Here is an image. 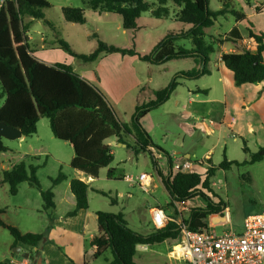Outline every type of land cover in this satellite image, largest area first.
Wrapping results in <instances>:
<instances>
[{"label": "trees", "instance_id": "trees-1", "mask_svg": "<svg viewBox=\"0 0 264 264\" xmlns=\"http://www.w3.org/2000/svg\"><path fill=\"white\" fill-rule=\"evenodd\" d=\"M84 7L98 13L115 14L121 17L124 30H136L137 20L142 13L151 11L156 19L168 15L166 7L168 0H158L157 7L147 0H81ZM179 10L175 14L178 22L187 24L190 28L179 33H170L164 37L148 54L140 55L133 50L120 49L99 42L97 49L89 55H78L62 40L59 47L68 55L85 62H94L102 55L121 54L137 56L139 60L152 65H160L171 60L193 59L196 68L180 72L173 76L163 89L155 92V99L136 107L130 124L121 122L103 94L88 84L66 64L46 65L36 59L29 48L26 32L27 25L23 24L24 17L44 20L41 10L49 8L47 0H4L0 5V98L4 99L0 106V123L20 130L23 137H29L37 132L38 122L46 118L53 136L68 143L74 152L70 167L83 172L87 176L97 178L101 169L107 168V179H121L115 168L112 150L107 141L116 138L123 143V137L134 139L133 151L147 154L151 160V149L158 148L150 135L142 127L140 120L149 112L155 110L168 100L176 89L179 79L196 80L208 75V63L215 53L217 43L240 39L236 28H233L223 40H210L208 31L214 21L226 14H231L237 21L244 15L234 10L222 8L217 11L209 9V0H170ZM63 19L67 23L83 25L86 23L84 8L63 7ZM44 22L47 23L46 20ZM249 37L257 43L255 53L238 48L235 52L223 53L221 61L233 73L236 86L264 82V35H256L249 31ZM189 40L192 47L186 49L176 43ZM243 142V151L249 153ZM8 149L0 137V153ZM167 155V153H165ZM169 158V157H168ZM264 158V147L251 154L246 164H254ZM210 162V161H209ZM236 161L224 159L216 166L205 168L203 174L192 170L188 173L176 171L168 161V171L162 177V183L171 197V202L185 203L195 199L203 202V207L192 208L186 221L188 228L198 231L207 227V219L218 215L225 206L222 200H216L211 188V179L217 170L228 169ZM37 167L26 166L24 162L15 164L2 174L3 183L8 185V192L15 196L21 183H28L41 191L43 209H54L53 193L51 190L42 191L36 176ZM123 178V177H122ZM66 180L59 173L51 180L58 185ZM70 189L75 197V209L67 216H74L79 210L88 207V185L80 180H71ZM107 196L105 192H99ZM114 201H112L113 203ZM170 204V203H169ZM2 210L0 211V215ZM98 234L91 244L96 248L94 257L98 258L108 249L112 260L106 264H139L134 261L138 246L160 244L166 240L177 241L180 235L179 225L175 217L164 228L155 229L149 234H140L131 230L121 213L114 214L98 211L96 213ZM0 227L7 230L13 239V246L24 244L36 247L41 243L43 234L23 232L16 224L3 222ZM172 247V246H171Z\"/></svg>", "mask_w": 264, "mask_h": 264}, {"label": "rangeland", "instance_id": "rangeland-1", "mask_svg": "<svg viewBox=\"0 0 264 264\" xmlns=\"http://www.w3.org/2000/svg\"><path fill=\"white\" fill-rule=\"evenodd\" d=\"M47 1L50 4L49 8L41 10L44 19L47 21L46 24L41 19H32V22H30L29 17L23 18V24L28 26L26 36L29 38L32 37V41H28L30 48H32L36 40L43 34L46 36L48 43L53 42L57 38L58 41L62 40L67 43L72 51H75L74 53L78 55L91 54L97 49L99 42L120 49L133 50L145 55L153 50L164 37L170 34V30L178 29L181 26L177 24L172 27L169 24L170 19H172V14L177 10V7L170 0H168L166 5L169 12L167 16L162 19H156L151 16L150 12L142 13L141 19L138 21L140 29L126 31L125 34L123 33V29L121 27L119 28L121 17L118 15L107 14L106 17L102 16L101 19H95L93 12L85 8L81 0ZM147 1L152 5V8L157 7L158 0ZM253 3L261 4L264 3V0H209V9L211 11H217L226 8L240 12L242 4ZM63 7L84 8L86 23L83 25L75 24L73 26L64 22L65 20L63 19L61 11ZM234 18L230 14H228L227 18L226 16L217 18L222 23V33L227 32L228 28L234 22ZM181 45L186 49L192 47L188 40L181 41ZM120 56L122 55L120 54ZM73 58L72 64L78 73H81V70H89V72L95 74L99 70V59L101 57L94 62H85L76 57ZM190 62L191 60H175L169 62L167 66H150L140 61L134 62L132 65L139 64L144 67L148 66L151 69V75L154 80L157 76L153 84L144 86L146 87V95L152 98V92L159 88L162 89L168 82V77L170 76L168 73L176 69L186 70L191 67ZM148 73L140 71L139 76L145 78ZM203 79L204 81H212L216 79V76L207 75ZM211 86L212 93L217 91L220 95V84L215 82V85ZM232 87L236 89L239 86L232 83ZM230 94L231 91L228 89V96ZM3 102L4 99L0 98V106ZM262 105L264 106V102ZM112 106L116 110L117 116L123 122L127 124L131 123L132 118L130 120L129 114L132 112V108L130 109L131 104L128 98L118 103L116 107L114 105ZM254 109L252 108L251 111L254 112ZM163 111L164 108L151 111L152 121L156 124L153 140L170 153L172 145L170 147L169 143L168 146H165L162 142L163 136L165 135V128L172 129L173 132H177V128L174 126L173 119ZM263 133L261 130L255 131L254 135H250L249 139L239 137L236 141H233L230 137H227V134H224V138L220 139V146L216 147L211 158L202 161V165L204 166L199 162L201 161L199 157L198 162L195 163L194 172L203 174L205 168L216 166L224 159L238 162V164H233L228 169L217 170L211 179V188L216 195V200H222L225 204L218 215H211L209 217L215 218L214 222L212 221V225H216L218 222L224 223L228 215L230 217V222L223 226L215 227L217 234L229 231L230 229L236 233H240L242 231L244 217L258 213L264 207V158L262 161L254 164L245 163V161H249L251 154H255L260 147H263L261 146L264 144ZM204 139L206 144L204 145L206 146L205 148L210 147L215 142L212 137ZM243 142H246L245 144L249 153L243 151ZM3 144L8 150L0 154L1 220L6 223H15L21 230H32L34 232L47 231V224L45 223L44 217L47 213L54 212V210H44L42 208L44 203L41 197V191L25 183L18 188V195L14 197L9 194L8 185L3 183L2 174L4 171L10 170L12 168L11 166H14L18 162H24L26 165L32 164V166L39 167L36 176L41 190H50L52 186H56L52 184L51 180L55 179L59 173L66 177L73 176V169L70 167V162L74 155L73 149L68 143L62 142L53 136L49 127V121L46 118L38 122L36 134L25 137L21 141L19 139H3ZM116 151L111 168L116 169V173L121 176V179H109L107 181L104 178L101 182L103 186L102 192L107 193V196L92 191L90 193V207L102 212L121 213L128 227L134 232L142 234L146 230H152L148 224L147 229H145L146 227L141 222L143 220L142 216L144 217L145 215L146 205H164V202L168 201V198L165 194H162L160 187L157 189L151 187L149 192H144L138 185L130 184L124 180V176L137 178L140 173L153 174L155 178L152 172V162L147 154L140 153L135 155L134 151L129 149H117ZM167 160L165 158L161 160V163L166 167L168 165ZM103 175L104 177L106 176L105 172H103ZM130 185H133V187ZM112 201L114 202L112 203ZM20 204L23 206V209H17L15 211L14 206L18 207ZM203 206V202L198 199L189 201V210L182 215L179 213L175 202H170L167 207L171 208V212L175 218H179L180 215L184 217L187 216L185 214H190L192 208ZM36 210L40 211L38 214L40 216H36ZM209 218L207 219L208 223H210ZM12 242L13 239L8 231L0 227V261L3 252L8 250ZM175 243V240H166L160 244L148 245L147 249L149 251L140 253V256L142 255L144 257L137 256L135 260L141 264H189L182 259L171 256V246ZM109 260H112V254L108 249L98 257L96 263L106 264L105 262ZM90 261L92 264H95L92 260Z\"/></svg>", "mask_w": 264, "mask_h": 264}, {"label": "crops", "instance_id": "crops-1", "mask_svg": "<svg viewBox=\"0 0 264 264\" xmlns=\"http://www.w3.org/2000/svg\"><path fill=\"white\" fill-rule=\"evenodd\" d=\"M3 2L4 0H0V5ZM178 10L179 8L177 7V10L172 14V19H170L169 24L172 27L177 24L182 27L180 26L178 29L170 30L169 33H179L187 31L190 28L189 25L180 23L176 20L175 14ZM148 12L151 14V11ZM238 13H242L244 18L239 21L234 18V22L230 28H228L227 32H221L223 26L218 19L214 21V25L208 31L209 36L214 39H209V41L214 43L215 39L218 38L224 40L233 28L237 29L240 36V39L236 40V43L226 40L224 44L221 45L220 43H217L214 46V48L216 47L217 49L215 53L211 55L208 63V75L216 76V79H213L212 81H204L203 78L207 75L196 80L179 79L180 81L178 80L176 89L171 93L168 100L158 107L164 108L163 112L173 119L174 126L177 128V132L165 128V135L163 136L162 142L165 146H168L169 143L170 147L172 145L170 153L153 140V133L156 124L152 121V113L149 112L140 120L142 127L150 135L154 144L158 148L151 149L153 159L151 160L150 158L152 162V172L156 179L153 174L140 173L139 175H148L149 180L146 182L149 183V186L145 191L149 192L151 187H153V189L160 187L162 194H165L168 198V201H165L164 205H146L145 215L144 217L142 216L143 220L141 221L146 227L145 229H147V224L152 230L154 228L151 223V210L154 208L163 209L168 217L173 216L171 208L167 207L171 202V197L163 186L162 177L158 174V172H160L161 175L166 176L168 171V165L166 167L161 163L163 158L168 159L167 162L171 159L172 167L176 163H181L182 161L187 160L191 162V170L194 172L195 163L198 162V157L201 160L199 161L201 165L203 160L211 158L213 151L216 147L220 146V139L224 138V134H227V137L236 141L239 137L249 139L250 135H254L255 131L261 130L264 132V106L262 105L264 102V82L257 84H243L234 89L232 87V83H234L233 73L228 70L221 61V55L223 53L235 52L238 48L249 50L252 53L256 52L257 43L254 38L249 37V31H252L256 35H264V3L242 4L241 11ZM93 14L95 19H101L102 16L106 17L108 13L93 12ZM225 16L227 18L228 14ZM32 19L33 18L29 17L30 22H32ZM140 19L141 17L137 20L136 30L140 29L138 26V21ZM69 24L75 26V24ZM49 25L51 26V24ZM120 27L123 29L122 21L119 25V28ZM126 31L127 30L123 29L124 34ZM27 39L28 41H32V37H27ZM181 41L183 40L178 41L176 44L182 46ZM30 50L36 59L46 65L52 66L58 63L71 66L72 70L77 75L103 94L114 112L116 110L112 105L116 107L118 103H121L128 98L131 104L130 109L132 108V112L129 114L130 120L136 107L154 100L155 92L161 90V88H159L158 90L153 91L151 95L153 96L152 98L149 97V95H146V87L144 86L147 84H153L156 81L157 76L154 80L151 75V69L148 66L144 67L139 64L135 66L132 65L134 62L141 61L137 56H120L118 53L102 55L99 59L100 61L98 60L100 62L99 70L97 73L93 74L89 72V70H81L82 72L78 73L72 64L74 58L59 47L57 38H55L53 42L48 43L46 36L42 34ZM138 54L143 55L141 53ZM178 60H191V67L186 70L176 69L173 72L168 73L170 75L168 77L169 80L164 87L167 86L174 75L197 67L193 59ZM169 62L160 65L167 66ZM149 65L151 66L152 64ZM140 71L149 73L147 77L142 78L139 76ZM215 82L220 84V95L217 91L212 93L211 85H215ZM228 89L231 91L230 96H228ZM252 108H255L254 112L251 111ZM115 115L118 120L123 122V120L117 116V113ZM200 119L212 120L214 126L210 127L207 126V124L202 125L200 124ZM262 135H264V133ZM210 137H212L215 142L210 147L205 148L206 146L204 145L206 144L204 138ZM24 138L25 137L22 136L19 140H24ZM107 144L111 148L113 156H115L117 149L133 150L134 139L131 136H126L123 137V143H121L116 138H112L107 141ZM261 146L264 147V144ZM165 153H167V155ZM26 166H32V164ZM37 168L39 169V167ZM103 172H105L106 175L107 168L101 169L97 178H92L83 172L73 169L72 177H66L65 181L56 186H52L50 190L53 193L55 207L52 209L54 212L50 214L47 213L44 217L45 223L47 224V231L34 232L32 230L20 229L23 232L43 234L41 243L36 247H30L24 244H17L14 247L12 242L8 247V250L3 252L0 264H22L26 262L28 264H90V260L97 264L96 262L98 258L94 257L96 248L92 246L91 241L98 234L96 213L100 210L90 207V193L92 191H103V186L101 184L102 180H104V178L107 181L109 180L106 176L104 177ZM74 179L80 180L88 185V207L87 209L79 210L74 216H67V213L73 211L76 206L75 197L70 189V181ZM25 183L26 182L21 183L18 188ZM130 186L133 187V185ZM17 195L18 192L15 196ZM17 209H23V206L21 204L18 207L14 206V210L17 211ZM36 211V216H40L38 215L40 211ZM214 220L215 218H209L210 223L207 221V224L212 225V221L214 222ZM227 221L230 222L229 215L224 223L218 222L215 226H223L228 223ZM152 230H146V232H143L142 234H149ZM17 247L19 248L18 253L15 249ZM148 251L149 249H147V246H138L134 261L136 262L135 258L137 256L141 258L144 257L142 255L140 256V253H146ZM25 255H28V258H25ZM107 262L108 261L105 263Z\"/></svg>", "mask_w": 264, "mask_h": 264}, {"label": "built area", "instance_id": "built-area-1", "mask_svg": "<svg viewBox=\"0 0 264 264\" xmlns=\"http://www.w3.org/2000/svg\"><path fill=\"white\" fill-rule=\"evenodd\" d=\"M200 124L214 126V122L208 119H200ZM191 167V162L187 160L173 165L174 170L186 173L191 171ZM124 180L138 185L144 191L149 186L146 174H141L137 178L125 176ZM175 205L181 215L189 210V202ZM181 215L175 219L180 228V235L171 247L172 257L189 264H264V207L258 213L244 217L240 233L229 230L217 234L215 225H207L198 231H192L186 224L189 214H185L187 216L184 217ZM170 220L163 209L151 210V223L155 229L164 228Z\"/></svg>", "mask_w": 264, "mask_h": 264}, {"label": "water", "instance_id": "water-1", "mask_svg": "<svg viewBox=\"0 0 264 264\" xmlns=\"http://www.w3.org/2000/svg\"><path fill=\"white\" fill-rule=\"evenodd\" d=\"M0 137L7 140H18L22 138V132L20 130L7 126L4 123H0ZM15 249L18 253L19 248L17 247ZM25 258H28V255H25Z\"/></svg>", "mask_w": 264, "mask_h": 264}]
</instances>
